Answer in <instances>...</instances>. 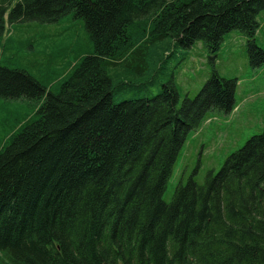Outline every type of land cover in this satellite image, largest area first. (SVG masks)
<instances>
[{
    "label": "trees",
    "instance_id": "16d2710c",
    "mask_svg": "<svg viewBox=\"0 0 264 264\" xmlns=\"http://www.w3.org/2000/svg\"><path fill=\"white\" fill-rule=\"evenodd\" d=\"M259 15L264 0H0V38L69 17L92 46L56 88L0 66V98L38 105L0 151V264H264V130L162 200L189 133L236 106L214 71L179 102L166 60L196 42L213 59L238 31L259 66Z\"/></svg>",
    "mask_w": 264,
    "mask_h": 264
},
{
    "label": "rangeland",
    "instance_id": "374dc122",
    "mask_svg": "<svg viewBox=\"0 0 264 264\" xmlns=\"http://www.w3.org/2000/svg\"><path fill=\"white\" fill-rule=\"evenodd\" d=\"M14 1L11 3V6ZM256 45L264 51V22L258 18ZM0 50V66L27 71L43 85L54 86L82 56L92 53L83 25L79 20L63 18L58 24L11 26L5 23ZM245 37L238 31L226 34L212 59L201 42L190 49L176 48L162 71L164 82L172 76L179 102L193 99L209 79L212 71L225 80H235L234 110L226 114L213 111L205 122L189 133L167 182L162 200L168 204L175 190L191 179L201 185L207 175L216 174L226 158L240 149L252 136L264 130V63L252 67L246 54ZM161 80L153 86L132 89L126 98H154ZM143 85L145 82L141 81ZM145 83V84H144ZM146 87V88H145ZM38 105L26 100L0 98V151L12 134L34 118Z\"/></svg>",
    "mask_w": 264,
    "mask_h": 264
}]
</instances>
